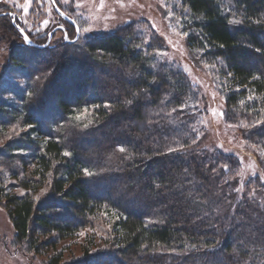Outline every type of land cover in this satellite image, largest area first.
I'll return each mask as SVG.
<instances>
[{"label":"trees","instance_id":"trees-1","mask_svg":"<svg viewBox=\"0 0 264 264\" xmlns=\"http://www.w3.org/2000/svg\"><path fill=\"white\" fill-rule=\"evenodd\" d=\"M181 2L193 58L223 81L226 119L264 140V0ZM132 24L83 45L36 47L0 16V39H18L13 59L34 83L26 92L5 82L20 107L0 97L2 129L28 126L8 148L31 151L34 164L23 194L7 193L0 171L14 242L60 264L63 240L105 220L108 246L91 251V235L88 255L71 264H264V183L246 180L236 155L201 143L202 110L188 113L202 103L194 77L147 55ZM44 186L50 193L39 199Z\"/></svg>","mask_w":264,"mask_h":264},{"label":"rangeland","instance_id":"rangeland-1","mask_svg":"<svg viewBox=\"0 0 264 264\" xmlns=\"http://www.w3.org/2000/svg\"><path fill=\"white\" fill-rule=\"evenodd\" d=\"M56 1L62 7L61 9L77 21L81 29L76 42L66 41L70 44L83 45L90 36L119 30L133 23L137 35L142 37L146 45L151 46L150 49L148 47L144 49L148 51L147 55H150L153 50L152 55L155 56L154 60L156 59L157 62H167L172 66L180 65L185 72L194 77V87L200 95L202 94V103L197 102L196 105L199 106L188 108V113H194L195 108L198 111L202 110L203 123L200 124L204 127L203 131L206 136L201 143L210 146L212 151L221 150L236 155L243 162L242 168L244 169L239 170L240 174L246 180L258 176L259 181L264 183V140L250 141L244 135V130L250 125L248 122L240 127L226 119L225 96L222 93L223 81L217 76L212 63L193 58L194 51L190 48L187 39L190 35L185 16L187 11L183 9L181 0ZM226 2L231 6V0H226ZM8 9L20 15L22 23L36 38H44L46 35L48 39L50 31L58 25L65 26V29L67 25L71 39L77 33L75 26L74 29L68 25L72 23L67 20L68 23L64 22L63 18L58 15L51 0H0V13ZM15 19L16 22L19 21V18L15 17ZM1 36L0 31V38ZM156 37L161 40L162 44L153 43ZM22 39L25 43L24 38ZM64 39V30L59 29L50 44H61ZM17 43H19L17 38H12L11 42L0 39V97L7 99L14 108L20 107L22 101L18 94L4 87L5 82L12 81L16 87L20 86L26 92L29 90L28 86L34 84L32 81L30 83V80L17 69L18 64L12 56L13 48ZM81 48L82 51H77V53L88 52L84 47ZM90 113L91 110L88 108L79 111L83 117ZM26 130L28 126L21 123L8 129H2L0 124V171L3 173L6 192L10 194H23L27 191L20 185V181L34 167L31 151L12 149L7 146L11 140L18 139ZM33 136L36 137L35 134ZM49 193L48 186H44L39 190L37 197L44 199ZM108 229L109 224L105 220H98L94 225L83 229L77 237L63 240V259L60 264H71L88 255L85 254L84 248L88 247L86 246L88 242L85 240L91 235V238L96 237V245L88 249L95 251L100 250V247H107L106 230ZM14 235L15 231L8 212L0 205V264H47L50 258L47 251L27 252L14 242Z\"/></svg>","mask_w":264,"mask_h":264},{"label":"water","instance_id":"water-1","mask_svg":"<svg viewBox=\"0 0 264 264\" xmlns=\"http://www.w3.org/2000/svg\"><path fill=\"white\" fill-rule=\"evenodd\" d=\"M51 1H52V4H53L55 10L59 13V15H60L63 19L69 21L70 23H72V24L76 27V31H77L76 36H75L73 39H71V38L69 37V34L66 32V34H65V41L70 42V43L76 42L77 39H78L79 36H80V33H81V29H80V27H79L77 21H76L74 18H72L71 16H69L66 12H64V11L60 8V6H59L58 3L56 2V0H51ZM9 13L13 14V12H9ZM2 14H5V13H0V15H2ZM13 22L16 24V26L18 27L19 31L22 33L23 38H24V40H25V43L28 44V45H30V46H36V47H45V46L49 45L50 42H51L52 39H53V36H54L55 32H56L57 30H59V29H65V26H63V25H58V26H56L53 30L50 31V33H49V38L47 39V41H46L45 43H42V44H41V43H38V42L34 41V40L30 37V35H29V34L23 29V27H22L20 24H18V23L16 22L15 17H14V19H13ZM25 37H27V39H25Z\"/></svg>","mask_w":264,"mask_h":264},{"label":"flooded vegetation","instance_id":"flooded-vegetation-1","mask_svg":"<svg viewBox=\"0 0 264 264\" xmlns=\"http://www.w3.org/2000/svg\"><path fill=\"white\" fill-rule=\"evenodd\" d=\"M57 2V1H56ZM63 10V9H62ZM64 11V10H63ZM9 12H13V10H11V9H8L6 12H1V13H5V14H2V15H9V16H11L12 17V19L14 18V17H17V18H19V19H22L21 17H20V15H17L15 12H13V14H11V13H9ZM65 12V11H64ZM2 15H0V16H2ZM66 21V20H65ZM66 25V24H65ZM64 30V33L66 34V32L68 33L69 31L67 30V25H66V29H63Z\"/></svg>","mask_w":264,"mask_h":264},{"label":"snow or ice","instance_id":"snow-or-ice-1","mask_svg":"<svg viewBox=\"0 0 264 264\" xmlns=\"http://www.w3.org/2000/svg\"><path fill=\"white\" fill-rule=\"evenodd\" d=\"M25 39H27V37H25ZM67 155V153H65Z\"/></svg>","mask_w":264,"mask_h":264}]
</instances>
